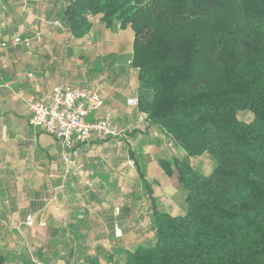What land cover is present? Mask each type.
Segmentation results:
<instances>
[{
  "label": "crops",
  "instance_id": "1",
  "mask_svg": "<svg viewBox=\"0 0 264 264\" xmlns=\"http://www.w3.org/2000/svg\"><path fill=\"white\" fill-rule=\"evenodd\" d=\"M72 0H0V254L4 264H123L153 238V209L183 214L172 164L184 152L172 146L146 116L127 104L135 97L129 27H105L88 16L89 31L74 38L62 17ZM33 41L31 48L14 38ZM2 43L8 46L1 47ZM98 83L102 108L87 122L110 115L117 136H97L77 146L80 170L64 174L61 143L28 124L27 102L50 103L58 85ZM140 151L144 182L129 152ZM133 161V160H132ZM31 215L32 226L25 225ZM118 227L120 235L114 228Z\"/></svg>",
  "mask_w": 264,
  "mask_h": 264
},
{
  "label": "trees",
  "instance_id": "2",
  "mask_svg": "<svg viewBox=\"0 0 264 264\" xmlns=\"http://www.w3.org/2000/svg\"><path fill=\"white\" fill-rule=\"evenodd\" d=\"M95 15L131 29L136 108L184 152L158 161L183 214L153 209L152 240L123 264H264V0H72L61 20L81 38Z\"/></svg>",
  "mask_w": 264,
  "mask_h": 264
},
{
  "label": "built area",
  "instance_id": "3",
  "mask_svg": "<svg viewBox=\"0 0 264 264\" xmlns=\"http://www.w3.org/2000/svg\"><path fill=\"white\" fill-rule=\"evenodd\" d=\"M33 41H39V38L35 37L32 40L17 37L12 40V44L23 45L29 49ZM7 46V43L1 44L3 48ZM101 92L102 88L98 83L85 88L58 85L51 90L48 105L39 101L27 102L28 124L60 141L62 147L60 156L65 175L80 170L77 146L86 143L92 134L104 137L119 134L108 114L102 119L87 122V117L98 112L103 106ZM127 104L137 107V98L128 99ZM128 164L133 166L134 162L130 160ZM32 224L33 219L29 215L25 219V225ZM114 231L116 235H120L118 227H115Z\"/></svg>",
  "mask_w": 264,
  "mask_h": 264
},
{
  "label": "rangeland",
  "instance_id": "4",
  "mask_svg": "<svg viewBox=\"0 0 264 264\" xmlns=\"http://www.w3.org/2000/svg\"><path fill=\"white\" fill-rule=\"evenodd\" d=\"M239 118L241 120H243V121H246L248 119V116L247 115H243V116L241 115V116H239ZM197 165L199 166V168L201 169V171L203 173H205V174H208L209 171L211 170V164L209 162H207V160H205V159L199 161V163L197 161H195L194 162V166H197ZM177 194H178V192H177ZM173 214L176 215V212L173 213Z\"/></svg>",
  "mask_w": 264,
  "mask_h": 264
}]
</instances>
